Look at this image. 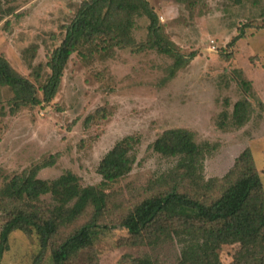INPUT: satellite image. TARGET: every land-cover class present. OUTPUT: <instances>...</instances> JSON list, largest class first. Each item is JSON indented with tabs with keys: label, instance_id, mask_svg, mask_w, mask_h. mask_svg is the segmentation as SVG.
<instances>
[{
	"label": "rangeland",
	"instance_id": "rangeland-1",
	"mask_svg": "<svg viewBox=\"0 0 264 264\" xmlns=\"http://www.w3.org/2000/svg\"><path fill=\"white\" fill-rule=\"evenodd\" d=\"M148 1L159 17L164 43H171L170 48L189 59V64L171 77L174 58L156 48L117 49L106 59L95 55L85 60L73 55L54 100L22 108L15 115L10 114L9 104L14 94L4 88L0 192L14 176L51 160L54 166L43 169L40 179L54 180L70 170L82 187H100L102 177L97 168L101 160L119 140L136 135L142 141L133 170L105 190L122 209H129L147 197L150 185L160 182L177 164V160L155 153L151 146L166 130L179 128L195 133L198 144L214 147L204 162L205 180L224 177L236 158L250 150L264 186V0H242V4L200 0L194 9L176 0ZM83 2L5 3L13 14L0 23V56L30 79L40 100V87L50 74L49 56L65 39V26L72 23ZM149 25L146 17L138 19L134 30L138 46L149 41ZM241 29L246 38L234 43ZM242 79L252 84L250 90L242 88ZM247 100L249 122L243 127L228 124L219 128L222 114L227 112L231 123L234 105ZM98 110L97 118L86 120ZM120 212L104 224L117 225ZM3 220L0 212V233ZM239 248L224 246L222 264H232ZM181 249L174 236L153 248L141 234L118 226L102 231L92 252L99 264H136L141 259L179 264ZM38 250L36 238L12 234L9 251L0 264H32ZM86 257H82L84 263ZM41 264H52L49 253Z\"/></svg>",
	"mask_w": 264,
	"mask_h": 264
},
{
	"label": "trees",
	"instance_id": "trees-1",
	"mask_svg": "<svg viewBox=\"0 0 264 264\" xmlns=\"http://www.w3.org/2000/svg\"><path fill=\"white\" fill-rule=\"evenodd\" d=\"M6 1L0 0V23L13 14V9L5 8ZM234 1L242 4V0ZM176 2L194 9L200 0ZM142 17L150 20L149 41L138 46L134 30ZM65 28V39L49 56L50 74L40 87L42 100L30 79L0 56V104L3 89L10 88L14 94L9 101L11 115L25 107L51 103L73 55L85 60L95 55L106 59L117 49L156 48L174 58L171 77L189 64V59L170 48L171 43H164L159 17L148 0H84ZM245 38L241 29L233 42ZM33 60H28L30 66ZM240 84L245 90L252 87L246 79ZM1 110L0 115L5 116ZM99 114L98 110L86 120H94ZM232 118L229 123L230 117L224 112L219 128L248 123V100L234 105ZM141 141L140 136H126L104 156L97 168L102 177L100 187H82L70 170L54 180L40 179L43 169L54 166L52 160L35 164L6 182L0 192V212L4 215L0 262L9 251L12 234L21 233L37 239L39 250L32 264H41L48 253L52 264H99L92 252L99 234L119 226L131 234H141L153 248L173 236L179 239V264H222L220 253L226 245L240 246L232 264H264V186L252 152H242L224 177L205 180L204 162L214 147L198 144L190 130H166L151 148L164 158L177 160V164L161 176L160 182L150 185L147 197L124 210L105 190L131 173ZM120 210L117 225L104 224L113 221ZM136 264L156 263L141 259Z\"/></svg>",
	"mask_w": 264,
	"mask_h": 264
},
{
	"label": "built area",
	"instance_id": "built-area-1",
	"mask_svg": "<svg viewBox=\"0 0 264 264\" xmlns=\"http://www.w3.org/2000/svg\"><path fill=\"white\" fill-rule=\"evenodd\" d=\"M211 46V48L213 49V50H215L216 49V47H215V45H214V43L212 42V44L210 45Z\"/></svg>",
	"mask_w": 264,
	"mask_h": 264
}]
</instances>
